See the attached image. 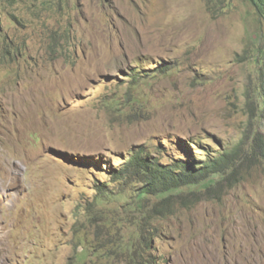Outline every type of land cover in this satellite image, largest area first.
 <instances>
[{"label": "rangeland", "instance_id": "1", "mask_svg": "<svg viewBox=\"0 0 264 264\" xmlns=\"http://www.w3.org/2000/svg\"><path fill=\"white\" fill-rule=\"evenodd\" d=\"M261 79L249 0H0V264H127L147 214L154 264H264ZM140 148L230 155L209 189L142 214L111 178ZM103 184L115 198L91 209Z\"/></svg>", "mask_w": 264, "mask_h": 264}, {"label": "trees", "instance_id": "2", "mask_svg": "<svg viewBox=\"0 0 264 264\" xmlns=\"http://www.w3.org/2000/svg\"><path fill=\"white\" fill-rule=\"evenodd\" d=\"M257 8L264 13V0H249ZM253 63L260 61V55L254 53L252 55ZM263 70V68H262ZM259 91L257 98L259 100V114L264 116V81L258 84ZM256 143L259 146L261 154H264V138L257 135ZM253 151L256 152V144H253ZM230 155V151L223 156L212 159L211 157L197 162L195 159H179L176 162L163 163L159 159L155 158L151 153L144 152L143 148L133 151L129 158L124 162V165L120 168L118 173H111V178L115 177L113 181H117L118 194L124 196L125 189L130 186L133 187L138 201H125L128 207L134 208L135 211L145 213L144 205L142 201L147 199V196L152 194L162 198L163 201L169 200L174 195H181L185 189H190V192L195 191L196 186H203L213 180L217 181L216 175L220 173V167L224 164L227 155ZM220 180V179H219ZM214 182L206 185L205 188L209 189ZM109 186L103 184L101 186L100 193L94 197L90 202L93 209L96 205L105 206L110 200L115 198L116 192L106 190L104 187ZM129 188V189H130ZM122 193V194H121ZM131 196V195H130ZM130 198V197H129ZM130 200V199H129ZM138 205H142L138 207ZM134 206V207H133ZM144 216V215H143ZM150 215L143 217L138 223L137 232L120 241L121 254L125 252V259L127 264H154V261L150 258L152 255L148 253V249L151 248L152 242L147 231L153 232L154 229L149 227ZM151 229V230H150ZM97 246L94 247L95 252L109 255L114 249L108 248L107 239H98ZM103 250V251H102Z\"/></svg>", "mask_w": 264, "mask_h": 264}, {"label": "clouds", "instance_id": "3", "mask_svg": "<svg viewBox=\"0 0 264 264\" xmlns=\"http://www.w3.org/2000/svg\"><path fill=\"white\" fill-rule=\"evenodd\" d=\"M0 204L4 203L5 199L0 197ZM12 212H8V215H12ZM0 221H2V217H0Z\"/></svg>", "mask_w": 264, "mask_h": 264}, {"label": "bare ground", "instance_id": "4", "mask_svg": "<svg viewBox=\"0 0 264 264\" xmlns=\"http://www.w3.org/2000/svg\"><path fill=\"white\" fill-rule=\"evenodd\" d=\"M0 252H2V251L0 250Z\"/></svg>", "mask_w": 264, "mask_h": 264}]
</instances>
